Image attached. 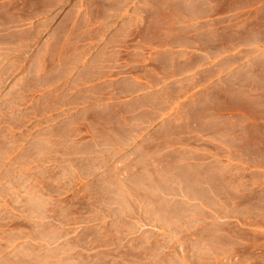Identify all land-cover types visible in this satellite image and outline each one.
Wrapping results in <instances>:
<instances>
[{"label":"crops","instance_id":"crops-1","mask_svg":"<svg viewBox=\"0 0 264 264\" xmlns=\"http://www.w3.org/2000/svg\"><path fill=\"white\" fill-rule=\"evenodd\" d=\"M57 2L0 0V75L9 53L46 50L58 9L61 27L71 15L91 32L72 79L92 90L76 110L90 118L51 127L68 132L55 140L67 151L39 158L76 180L60 237L75 226L98 254L82 259L106 264H260L264 0H76L75 13Z\"/></svg>","mask_w":264,"mask_h":264},{"label":"rangeland","instance_id":"rangeland-1","mask_svg":"<svg viewBox=\"0 0 264 264\" xmlns=\"http://www.w3.org/2000/svg\"><path fill=\"white\" fill-rule=\"evenodd\" d=\"M51 6L58 7L57 0H51ZM67 8L75 13L76 0H68ZM95 8L89 1L79 11L92 13ZM61 13L58 9L50 17L52 30L46 50L9 53L8 61L14 62L0 75V264H106V255L99 261L82 259L98 254L83 252L75 226L64 227L65 235L60 237L59 200L64 195V199H74L69 205L77 202L76 180L61 179L59 164L39 162L44 155L67 151L66 143L55 140L68 132L51 127L83 123L91 115L89 110L76 117V110L92 102V90L78 89L72 80L76 55L85 63L91 58L89 48L76 52L77 46L91 40V32L82 21L77 27L71 15L61 27ZM29 64H33L34 74L27 72ZM44 69L48 73L40 74ZM69 215L75 224L76 211Z\"/></svg>","mask_w":264,"mask_h":264}]
</instances>
